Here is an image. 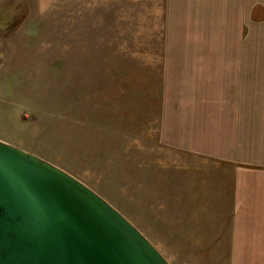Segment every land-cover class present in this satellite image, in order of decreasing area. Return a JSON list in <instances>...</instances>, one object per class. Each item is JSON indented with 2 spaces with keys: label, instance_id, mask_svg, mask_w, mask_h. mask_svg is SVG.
<instances>
[{
  "label": "rangeland",
  "instance_id": "obj_1",
  "mask_svg": "<svg viewBox=\"0 0 264 264\" xmlns=\"http://www.w3.org/2000/svg\"><path fill=\"white\" fill-rule=\"evenodd\" d=\"M241 82L264 97V0H0V140L83 182L170 264H264L197 228L190 197L223 168L161 138L166 87L202 109Z\"/></svg>",
  "mask_w": 264,
  "mask_h": 264
},
{
  "label": "water",
  "instance_id": "obj_2",
  "mask_svg": "<svg viewBox=\"0 0 264 264\" xmlns=\"http://www.w3.org/2000/svg\"><path fill=\"white\" fill-rule=\"evenodd\" d=\"M0 264H170L118 210L0 140Z\"/></svg>",
  "mask_w": 264,
  "mask_h": 264
},
{
  "label": "crops",
  "instance_id": "obj_3",
  "mask_svg": "<svg viewBox=\"0 0 264 264\" xmlns=\"http://www.w3.org/2000/svg\"><path fill=\"white\" fill-rule=\"evenodd\" d=\"M243 86L241 82L228 99H215L202 109H189L190 96L171 95V86L166 87L160 96L161 138L195 163L223 168L207 177L208 183L196 185L190 197L195 206L190 215L204 236L218 233L219 239L231 240L226 247L239 253L248 247L264 252V108L259 106L264 97L255 90L254 98H244Z\"/></svg>",
  "mask_w": 264,
  "mask_h": 264
}]
</instances>
